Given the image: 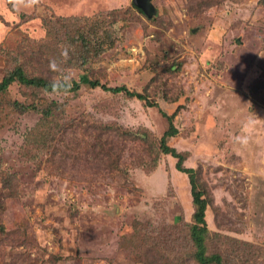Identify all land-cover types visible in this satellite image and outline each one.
I'll return each instance as SVG.
<instances>
[{
    "label": "rangeland",
    "instance_id": "rangeland-1",
    "mask_svg": "<svg viewBox=\"0 0 264 264\" xmlns=\"http://www.w3.org/2000/svg\"><path fill=\"white\" fill-rule=\"evenodd\" d=\"M149 2L146 16L135 0H0V80L21 65L146 98L0 93V264H196L188 178L147 101L207 194L209 253L264 264V0ZM65 19L89 44L71 66L44 26Z\"/></svg>",
    "mask_w": 264,
    "mask_h": 264
},
{
    "label": "trees",
    "instance_id": "trees-1",
    "mask_svg": "<svg viewBox=\"0 0 264 264\" xmlns=\"http://www.w3.org/2000/svg\"><path fill=\"white\" fill-rule=\"evenodd\" d=\"M44 26L46 28V35L50 38L53 35V32H58L59 34L62 32V35L65 38L66 42L64 44L69 47L68 52H70L71 49V52L69 54L64 50V53L69 55L67 61L69 66L74 65L72 59L75 62L80 59L85 61L88 59V41L84 39L83 31H81L80 28H76L77 26L75 23H67V20L66 22L62 20H58L57 22L48 20L44 21ZM70 55L75 58H70ZM15 83H18L29 90H37L46 94H74L79 92L82 87H88L90 89L100 88L101 90L112 94H123L128 98H135L138 100L146 101L145 96L138 92L129 91L126 87L123 86L108 87L107 85L102 84L96 79H90L85 74L78 76V79L76 80L72 79L68 81L51 82L41 78L40 76H28L21 65H15L12 70L0 80V93H4L10 86ZM12 104L19 111H25L28 109L27 106H24L17 102H13ZM147 106L158 108L162 118L166 119L168 123V129L163 133L159 142L160 152L164 155H168L176 159V171L185 174L188 178V183L190 185L191 203L193 205L191 222L188 225V234L193 247V260L196 264H231L230 262H227L219 253H209L208 241L212 236H216L212 234V232L207 228L206 225L205 215L207 212V208L209 207V201L202 184H200L198 181L197 172L192 168H185L183 166L184 157L182 156V154L177 152L174 148L170 147L167 143L168 139L174 137L178 133L176 127L173 124V116L167 115L155 103L153 104L147 101ZM50 109L51 108L48 107L46 110L37 111L36 109L35 111L39 112L42 115V119H45L48 117ZM233 243L235 245V242Z\"/></svg>",
    "mask_w": 264,
    "mask_h": 264
},
{
    "label": "water",
    "instance_id": "water-1",
    "mask_svg": "<svg viewBox=\"0 0 264 264\" xmlns=\"http://www.w3.org/2000/svg\"><path fill=\"white\" fill-rule=\"evenodd\" d=\"M137 9L146 16H150V2L149 0H135Z\"/></svg>",
    "mask_w": 264,
    "mask_h": 264
},
{
    "label": "clouds",
    "instance_id": "clouds-1",
    "mask_svg": "<svg viewBox=\"0 0 264 264\" xmlns=\"http://www.w3.org/2000/svg\"><path fill=\"white\" fill-rule=\"evenodd\" d=\"M20 0H14V3H19ZM28 3L32 6L38 5L40 3V0H28Z\"/></svg>",
    "mask_w": 264,
    "mask_h": 264
}]
</instances>
